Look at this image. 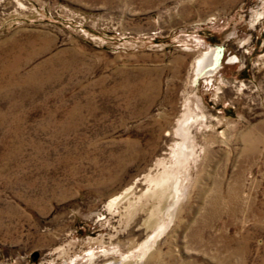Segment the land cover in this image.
<instances>
[{
  "label": "rangeland",
  "instance_id": "1",
  "mask_svg": "<svg viewBox=\"0 0 264 264\" xmlns=\"http://www.w3.org/2000/svg\"><path fill=\"white\" fill-rule=\"evenodd\" d=\"M215 44L201 157L172 222L148 228L154 200L129 204ZM152 230L142 264H264V0H0V264L134 259Z\"/></svg>",
  "mask_w": 264,
  "mask_h": 264
},
{
  "label": "bare ground",
  "instance_id": "2",
  "mask_svg": "<svg viewBox=\"0 0 264 264\" xmlns=\"http://www.w3.org/2000/svg\"><path fill=\"white\" fill-rule=\"evenodd\" d=\"M262 14L261 11L255 10L252 14L251 22L257 21ZM224 49L225 47L223 48V56L219 64L218 52L215 45H210L192 61L185 85L186 87L182 92L181 112L178 114L173 128L171 130H165L166 135L171 134L174 140L166 148L168 151L163 152L165 155L156 159L154 164L157 170L156 173L151 175V169H149L144 175L147 188L138 196L137 203L132 204L129 201V206L133 205V207H136L143 200H150V198L154 200L152 202L153 206L149 210V216L144 222L148 228H154L157 225L159 229L163 226L164 219L172 222L178 212L177 209L182 197L187 193V186L190 183L189 181H191L193 169L201 157V145L199 146L197 144L195 134L199 130L201 131V129L204 130V128L209 127L200 97L194 90L199 84L200 79L209 83L215 76L214 74L219 72L225 56ZM234 58V56H231L228 59L229 62L233 61ZM221 81L223 82L222 79ZM136 96V98H141L146 103H150L156 98L155 94L149 93L145 89L140 90ZM128 149L131 162L136 161L144 154L142 146L137 140H132L128 144ZM122 166L120 162H117L119 171L123 170ZM124 196L121 193L112 196L106 205L107 208L109 210L116 209ZM159 214H161V219H155ZM154 243L155 234L152 230V233L146 236V239L139 244L142 245L140 246L142 253L137 258L131 259L129 256H123L121 259L114 258L105 264H142Z\"/></svg>",
  "mask_w": 264,
  "mask_h": 264
},
{
  "label": "water",
  "instance_id": "3",
  "mask_svg": "<svg viewBox=\"0 0 264 264\" xmlns=\"http://www.w3.org/2000/svg\"><path fill=\"white\" fill-rule=\"evenodd\" d=\"M215 46H216V50H217V52H218V64H219V62H220V60H221V58H222V56H223V48H224V46H223V44H215ZM35 256H36V254H35Z\"/></svg>",
  "mask_w": 264,
  "mask_h": 264
}]
</instances>
